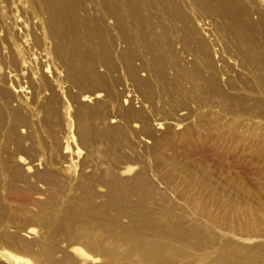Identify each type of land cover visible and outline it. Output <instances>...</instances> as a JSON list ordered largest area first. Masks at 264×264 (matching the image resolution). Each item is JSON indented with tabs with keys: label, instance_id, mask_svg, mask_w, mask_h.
Instances as JSON below:
<instances>
[{
	"label": "rangeland",
	"instance_id": "obj_1",
	"mask_svg": "<svg viewBox=\"0 0 264 264\" xmlns=\"http://www.w3.org/2000/svg\"><path fill=\"white\" fill-rule=\"evenodd\" d=\"M261 1L0 0V264H16L15 258L25 259V264H37V258L44 264L46 255L40 247L47 248L49 243L61 250H56L58 258L63 256V251L79 258L56 232L68 207H76L78 211L80 202L86 199H93L96 207H104L111 203L109 199L127 210L136 207L138 201L135 196L123 203L110 199L106 188H100L97 181L87 193L81 183H86V177L92 173L96 176L111 170L115 180L132 184L134 175L145 168L149 169L144 171L158 194L156 201H149L146 207L157 211L166 207L176 217H183L186 228L202 231L191 240L192 244L204 239L207 245L203 253L186 250V256L178 258L176 264L250 261L264 264V119H255L246 110L262 109L257 105V97L262 100L264 94L245 84L244 77H249V69L254 66L252 60L243 58L249 52L251 22H256L259 15L264 17V1ZM219 8L231 15L220 18ZM13 34L19 37L18 43L11 39ZM26 34L30 37L28 42L24 38ZM240 36L244 40L239 44ZM253 38L249 39L255 42L259 39L258 35ZM200 40L205 41L206 48H211L214 64L225 59V72L241 76L240 85L245 91L238 94L223 88L228 96H241L240 105L224 98L216 101L219 98L213 96L214 89L209 96V89L200 80L191 82L184 77L180 80L179 74L177 77L179 70L175 71L178 66L174 60L179 65H189L186 68L191 70L193 65L187 63L200 57ZM20 46L26 47L25 55L33 64L29 63L28 70L5 64L13 55L11 51L15 53L16 49L18 53ZM214 50L219 53L217 56ZM253 52L257 58L259 53L254 48ZM31 66H36V77L30 73ZM47 67L50 73L45 74ZM129 67L135 72L131 73ZM198 67L202 69L201 65ZM17 69L25 73L20 81L25 87L22 94H14L10 87L11 84L18 87L19 81L9 76L20 74ZM40 77L46 84L44 105L56 97V110L42 111L39 134L34 129L29 131V144L34 143L32 150L26 147L22 153L16 152L11 143L16 136L7 134L9 114L19 109L20 104L26 108L23 96L32 97L38 92ZM88 78L99 79L103 84L95 88ZM97 92L102 94L99 99L88 104L82 102L84 95L95 97ZM5 101H10L9 105ZM29 127L21 128L20 132L26 133ZM107 131L115 133V143L104 137ZM147 131L153 133L152 137ZM69 136L75 137L69 140L75 153L77 148L81 149L70 157L63 154ZM155 154L164 166L156 173L152 168ZM18 156L33 162L39 159L53 162L57 169L44 164L41 168L50 175L39 183L36 175L18 169ZM85 161L92 162L91 165L96 162V172L92 168L81 172L79 168ZM72 163L78 167L75 176L78 185L67 189V181L64 187L52 186L62 179H72V175L61 171ZM127 167H132L133 172L120 176V170ZM35 168L39 174L45 172ZM157 174L169 177L171 184L161 183ZM159 197L165 202H157ZM110 215L116 217V212ZM118 223L127 226L128 219L120 218ZM30 229H35L36 234L29 236ZM6 236L37 243L36 255L22 252L15 245L16 240L12 244L5 240Z\"/></svg>",
	"mask_w": 264,
	"mask_h": 264
},
{
	"label": "bare ground",
	"instance_id": "obj_2",
	"mask_svg": "<svg viewBox=\"0 0 264 264\" xmlns=\"http://www.w3.org/2000/svg\"><path fill=\"white\" fill-rule=\"evenodd\" d=\"M217 1L219 3H221V0H217ZM220 10H222L223 12L219 13ZM218 11L217 12H218L220 18H223L224 16H230L231 15L229 13V11L226 12V10H224L222 8H219ZM59 15H61V14H59ZM52 16H55V15H52ZM54 18L56 19V16ZM54 18H53V20L55 21ZM54 21H51V22H54ZM42 23L43 22H41V24ZM53 25H54V23H53ZM53 25H51L52 28H53ZM55 27L56 26L54 25V28ZM249 32H250L249 38H253L255 35H258L259 39L257 38L258 40H257V42H255L256 40L254 41L252 39H249V38L247 39V37H244L247 39V43L250 44V46H248L249 52L243 58H245L244 59L245 61H251L252 60L253 64H251V63L250 64L252 67L254 66L253 68L249 69V72L247 74V75H249V77H244L246 79L245 84L252 85L251 87H254V89L257 90V93H259L261 95V94H264V17H262V15H259L256 18V22H255V20H253V22H251V29ZM43 34H44V38L46 40V33L44 30H43ZM13 35L10 36L11 39L13 41H15L16 43H18L19 41L16 38H19V37L15 36V35L13 36ZM245 35L246 34H244L243 36H245ZM247 35H249V34H247ZM24 38H26L27 42H28L30 39L29 34H26ZM22 39L23 38L21 37V40ZM253 39H255V38H253ZM240 40L243 41L244 39H242V37L240 36L237 39V42L239 44H240ZM204 42H205L204 40H200V42H199V50H200L201 55H198V56H200V57H194V59H192L191 61L188 60L189 62L187 64L193 65L191 70H188V68H186L189 65L188 66H186V65L182 66V65H179V63L177 62V59L174 60V64L178 66V67H176L175 71L177 69L179 70L176 72L177 77L179 74L180 78L179 77L178 78L180 80L182 77H184L185 80L187 79L188 81H191V82H194L192 79L200 80L201 81L200 84L203 82L206 85V89H209V92H210L209 96H212L213 91H211V89H214L213 96L216 95L219 98L216 101L220 100V98H221V100L224 98L226 100L229 99V101H234V102L238 103V105H240L243 101L242 97L241 96H235V97L234 96H232V97L228 96L223 92V88H227L228 90H231V91H237L238 94H239V92H241V90H242V92L245 91V90H243L244 86L240 85V82L242 81L241 76L238 73H236V75H233L234 73H232V72H229L228 74L225 72L224 69H225V67H227L226 65H224L225 59L224 60L219 59V62L214 64L212 57L210 56L211 48L207 47V48H209V50H207ZM25 45L27 46V44H25ZM253 48L255 49L256 52L259 53L257 58L253 57L252 53H255V52H253ZM14 50H15V53H13V51H11V53L13 55H10L9 58L7 57L8 59L6 60L7 62H5V64H8L7 66H10V65H13L15 67L17 66V68H19V69L21 68L22 70H25V69L28 70L30 68V65H29L30 62H29V58H27L25 55L26 47L20 46L18 48L17 51L19 53V57L17 56L18 53H16V49H14ZM213 52H214L215 56H217L219 54L216 50H214ZM8 53H10V52H8ZM220 60H222L221 64H220ZM157 61H158V59H157ZM36 63H37V59L35 58V65H36ZM30 64H32V63H30ZM198 65H201L202 69L199 68ZM35 67L32 68V66H31V70H30L31 72L30 73H31L32 77L33 76L36 77V74H37V72L35 73V71H34ZM195 67H196V69H195ZM129 68H130L131 73L135 72V70L132 67H129ZM246 68H248V67H246ZM192 70H194V71H192ZM15 71H14V73H15ZM246 71H248V70H246ZM17 72H19L21 74L24 71L20 72V70L17 69ZM190 72L193 74V76H191L192 74ZM48 73H50L49 67H47V71L45 72V74H48ZM20 74L13 75V73H10V75H9L11 79L15 80L16 82L19 81L18 87H16L14 84L10 85L12 92L14 91L13 92L14 94L25 93V90H24L25 87L21 86L23 84H21L22 82H20L23 79L22 75L24 76L25 73L21 74V75ZM39 75H41V74H39ZM16 76H19V77L15 78ZM42 77L44 78V75ZM89 80H88L89 83L91 82V84L95 88H98V89L103 84V82L99 79H89ZM180 80H178V82ZM219 81H221L220 82L221 84L218 83ZM37 82H38V86H39L38 88L39 89H36V90H38V92L32 97L29 96L31 99L29 97H27L26 94H24L25 96H23L24 99L26 100V102H24V104L26 106L25 109L22 108V105L20 103H19L20 104L19 109H16V110H11L10 108L7 107L8 110H11V113L9 114L10 126L7 130V134L16 136L15 139L13 138V140H11V143L14 145L16 152L22 153L23 149L26 147H28L29 150L30 149L32 150V146L34 143H32V145L29 144V143H31L29 131L31 129H34L35 133L39 134V132H40V125H39L40 124V116L42 114V111H46V110L50 111L53 109L56 110V104L58 103L57 98L52 96L53 98L50 101L45 102V105H44L43 101H44V98L46 96V94L44 95V93L46 92V84L43 83V81L41 80V77L38 78ZM60 83H61L60 81H57V84H60ZM49 87H52V86H49ZM202 87L204 88L205 86H202ZM248 87H246V88H248ZM203 88H201V89H203ZM205 93H208V91H206ZM226 93H227V91H226ZM101 96H102V94L99 92L96 93L95 97H92L89 95H84L82 98V102L85 104L86 103L88 104V103H91L92 100L99 99ZM250 96H252V95H250ZM257 100H258V103L256 102L257 105L259 104L262 109H259L257 111L254 110V112L250 111V108H248L246 110H248V113H250L251 116L254 117L255 119H258V117L260 119H264V103H263L264 101H262L264 99L259 100L257 97ZM255 101L256 100H254V102ZM5 102L7 103L8 101H5ZM9 102H8V105H9ZM207 102H208V100H207ZM246 102H247V99H246ZM38 103H39V105H38ZM209 103H211V102H209ZM256 103H255V105H256ZM35 105H37V106H35ZM197 105H199V103H197ZM243 105H244V103H243ZM199 106H201V105H199ZM204 106H205V103H202V107H204ZM222 107H224L223 103H222ZM254 109H256V108H254ZM251 110H252V108H251ZM89 115L92 117V112H89ZM87 118L88 117H86V115H85V117H84V123L85 124H87V121H88ZM113 123H115V122H113ZM27 125L30 126L29 130H27L26 133L24 130L20 132V129L23 127H26ZM71 125L69 126L70 128H71ZM159 125L162 128V125L161 124H159ZM17 131H19V134L17 133ZM147 133H148V136L152 137L153 133L151 131L150 132L147 131ZM71 134L69 132V135H71ZM114 134H115L114 132H111V131L108 132L107 131L106 133H104V137L107 140L113 141V143H115ZM8 135H6V136H8ZM32 137L33 136H31V138ZM39 137H41V136H39ZM69 137L70 138L67 139V142L65 143V148H64V152H63V154L65 156H68V157L72 156L76 152V151H74L75 148L73 149V147H72L73 144L71 146L70 141H69L70 139L71 140L75 139V137H72V136H69ZM75 146H76V143H75ZM79 149L80 148H77V153H78ZM77 153H75V154H77ZM39 157L40 156H38V159H39ZM156 158H159V157L157 155L155 156L154 161H156V163L154 164V166H152V168L154 167V171H153L154 173H156L161 167H164L162 162L160 161V163H159L158 162L159 160ZM16 163H17V167L19 170L23 169L27 174L32 173V174L36 175V179L39 183L42 180H45L46 176L50 175L49 173H47L46 170L41 168L44 164H46V166L50 165L51 168L57 169V166L54 165L53 162L47 161V163H46L45 160L43 161L41 159L37 160L36 162H33V160L28 161L27 159H25L22 156L17 157ZM90 163H92V162H88V161L83 162L81 167L79 168V170H81V172H82L85 169L92 168V170L93 171L95 170V172H96V169L94 168V165L96 162L94 163V165L93 164L91 165ZM34 164H35V166H34ZM74 164L72 163L71 166H68V167L66 166L64 169H61L63 174H67V176L72 175V177H71L72 179H62V180H60L59 183L57 181L54 183V185H52V184L51 185L57 186V187H64V184H66V182L68 181L69 187H67V189L72 188V186H74V185L77 186L78 182H76L77 179L75 178V176L77 175L76 174V171H77L76 168H78V167L74 166ZM50 166H48V167H50ZM35 167H38V168H40V170H44L45 172H41L39 174L37 172L38 171L37 168H35ZM45 168H47V167H45ZM150 168H151V165H150ZM145 169L144 170L147 171L148 168H145ZM140 170L141 171L137 172L134 175V177L132 178V184H128L127 181H124L125 183H123L121 181H118L117 179L115 180L113 178L115 176L114 172H111V170L110 171L105 170L103 173H101L100 175H96V176L94 175L95 173L94 174L89 173L90 175L86 177L87 182L81 183L82 188L86 190L85 192H87V189H88V191L92 190V183L97 181L100 188H102V187L106 188L107 196L110 197V199L115 198L117 201L120 200L122 202V201L128 200L132 196H135L138 199V201L136 203V207H128L129 209L126 210L123 207H119L120 205L117 207V205L116 204L114 205L113 204L114 202L112 200H109V199H108V201H110L111 203L107 202V204H105L104 207H96L95 203L93 202V199H86V200L81 201L80 202L81 207L79 206L81 209L78 211L75 210L76 207H72V208L68 207L67 208V214H66L65 218L63 219L62 223L60 224V226L56 232H57V234H61V236L63 237L64 241L62 240L63 241L62 243H67L68 247H71L72 249H74L75 253L79 255L80 259L78 257L72 256L73 254L69 255L70 253H68V251H63L62 252L63 256L61 258H58L56 253L60 252L61 250H59V248L57 249V247L54 245H53L54 246L53 247L49 243L48 244L49 246L47 248L46 247H40L41 253H44L46 255V260L44 259L45 260L44 264H121L122 262H127L128 264H176L178 258L181 259L180 257L186 256V250H191V251L197 250V251L203 253L206 249V247H205L206 244L204 243V241H205L204 239L203 240L197 239L200 241L196 242L195 244H192V242H191L192 239H196L199 236V234H202V231L196 230L195 227L194 228L193 227H190V228L187 227L186 228L184 226L185 225L184 224L185 219L183 217H176L174 215V213L170 209H167L166 207H159L161 209H158V211H157V209L146 207V205L149 201H153V200H155V198H158L157 197L158 194L156 195L157 189H156L155 184L154 183L152 184L150 182L151 180L148 179L150 177L149 176L147 177V174L145 173L144 170H142V169H140ZM120 171H121V172H119L120 176H125L128 174H131L133 172V169H132V167L131 168L127 167V168L122 169ZM79 172H78V176L80 177ZM157 177L161 179V183L162 182L163 183L169 182V184H171V182H172V180H171V182L169 181V177L158 175V174H157ZM96 186H97V184H96ZM26 191H28V190H26ZM29 192H30V190H29ZM56 195H57L56 197L60 196L59 194H56ZM10 197H12V196H10ZM24 202H25V200H24ZM157 202H159L160 204L164 203L165 199L162 197H159V200H157ZM110 212H116V217L111 216ZM113 217H115V218H113ZM123 217H126L128 219V225L126 224L127 226H123V224L121 225L118 223L119 219L120 218L122 219ZM47 223H48V221H47ZM28 234H29V236H33L36 234V230L30 229ZM13 236H14V234H13ZM4 238H5V240H7L8 242H10L12 244H13L12 241L16 240L17 243L15 245H18L22 249V252H24V253L30 252L31 254L32 253L34 254V247L37 243H35V242L29 243L28 241H24V239L20 240V238L12 237V236H6ZM28 240H29V238H28ZM71 245H73V246H71ZM84 246H86V248ZM19 247H17V248H19ZM56 250H58V252H56ZM33 254H32V256H33ZM11 255L13 256V254H11ZM34 255H36V253ZM224 256H225V254H224ZM253 258H255V257H253ZM20 259H23V258H20ZM20 259L15 258L16 264H25V259L22 260L23 262H21ZM40 259H41V257H40ZM225 259H227V257ZM13 260H14V258H13ZM227 260L229 261V259H227ZM40 262H41V260L36 258V263L40 264ZM232 264H235V263H232ZM247 264H254V262L252 263L250 261V262H247Z\"/></svg>",
	"mask_w": 264,
	"mask_h": 264
}]
</instances>
